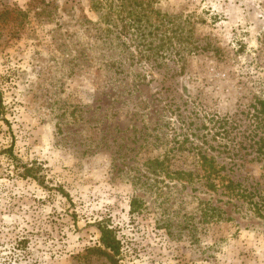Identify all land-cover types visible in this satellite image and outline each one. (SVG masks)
<instances>
[{
    "label": "rangeland",
    "instance_id": "1",
    "mask_svg": "<svg viewBox=\"0 0 264 264\" xmlns=\"http://www.w3.org/2000/svg\"><path fill=\"white\" fill-rule=\"evenodd\" d=\"M0 91V264H264V0H0Z\"/></svg>",
    "mask_w": 264,
    "mask_h": 264
},
{
    "label": "trees",
    "instance_id": "2",
    "mask_svg": "<svg viewBox=\"0 0 264 264\" xmlns=\"http://www.w3.org/2000/svg\"><path fill=\"white\" fill-rule=\"evenodd\" d=\"M196 48V47H194ZM198 48V47H197ZM192 51V48L189 49ZM3 98L2 93L0 91V115L3 113ZM254 106V112H247V120L249 121V125L245 126L240 123L239 120H230L222 119L220 121V129H223L224 135H227L229 132L236 131L235 136L232 141L238 143L240 147L243 148H254L253 150L259 155L264 156V99H259L256 101ZM228 122L231 124V130H228L227 125ZM238 139V140H237ZM12 151V148L9 149ZM206 163H210V160L207 157H203ZM211 168V173H216L220 179L223 180L228 179L225 176H221L220 170H218L214 165L209 166ZM25 176H31L37 180H40L35 173H32L30 169H25ZM227 185L231 188V192L233 195H237L239 197H247L248 201H250L259 213L264 211V194L263 191L258 189L256 185H251V188H242L241 183H235L233 179L229 178ZM135 201H133L132 205H135ZM99 229L101 231V244L103 248H100V252L105 254L112 262H117L118 256L121 254V241L118 239L117 233L114 228L110 227V225L99 223Z\"/></svg>",
    "mask_w": 264,
    "mask_h": 264
}]
</instances>
